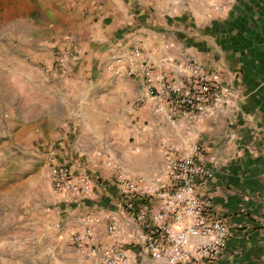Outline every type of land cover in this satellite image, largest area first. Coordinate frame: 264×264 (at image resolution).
<instances>
[{
  "label": "crops",
  "instance_id": "0c3cea01",
  "mask_svg": "<svg viewBox=\"0 0 264 264\" xmlns=\"http://www.w3.org/2000/svg\"><path fill=\"white\" fill-rule=\"evenodd\" d=\"M29 8L31 30L47 32L34 46H48L15 72L14 138L29 144L23 152L30 170L22 177L16 217L29 243L0 247V264H102L99 252L80 254L72 245L71 234L84 228V219L115 212L131 240L137 228L123 214L104 159L132 177L157 179L162 141L198 143L217 160L213 180L198 190L229 231L221 258L211 264H264V0H30ZM72 43L79 55L51 71L49 46ZM131 46H140L150 63L161 56L195 57L229 86L226 104L197 127L167 128L141 82L115 71L113 53ZM49 161L74 177H89L90 196H56ZM96 236V243L108 242L102 224ZM126 248L133 264H152L135 245Z\"/></svg>",
  "mask_w": 264,
  "mask_h": 264
},
{
  "label": "built area",
  "instance_id": "2783aa9c",
  "mask_svg": "<svg viewBox=\"0 0 264 264\" xmlns=\"http://www.w3.org/2000/svg\"><path fill=\"white\" fill-rule=\"evenodd\" d=\"M79 53L74 43L56 50L52 70H61ZM111 58L117 73L141 82L144 96L154 101V114L171 130L199 126L222 109L231 93L219 74L195 57L171 61L161 56L150 63L140 46H131ZM126 114L133 117L132 108ZM161 146L162 174L157 179L132 177L111 158L104 159L113 170L123 214L137 226L136 232L132 240L128 238L127 225L115 212L101 218L88 216L84 228L71 234L80 254L99 252L102 264H133L126 248L133 244L152 264H211L221 258L228 227L212 217L198 194L213 180L216 158L205 155L198 143L178 141L169 146L162 141ZM47 166L53 192L64 201L84 200L92 193L89 177H74L52 161ZM141 203L147 206L138 208ZM98 224L106 243L95 242Z\"/></svg>",
  "mask_w": 264,
  "mask_h": 264
},
{
  "label": "rangeland",
  "instance_id": "374dc122",
  "mask_svg": "<svg viewBox=\"0 0 264 264\" xmlns=\"http://www.w3.org/2000/svg\"><path fill=\"white\" fill-rule=\"evenodd\" d=\"M30 0H0V247L26 246L22 237L23 225L16 215L20 208L16 201L24 197L21 190L23 176L29 174L27 156L23 149L29 144L25 138H14L16 124L15 87L20 78L15 72L30 67V57L41 56L46 43L36 47L33 40L47 32L31 30ZM41 27V26H40ZM58 47L49 46L54 60ZM53 63V62H52ZM46 71V70H45ZM51 71L54 72V70Z\"/></svg>",
  "mask_w": 264,
  "mask_h": 264
}]
</instances>
